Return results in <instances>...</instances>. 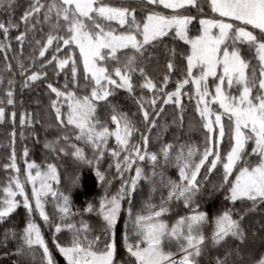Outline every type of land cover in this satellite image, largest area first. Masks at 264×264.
Listing matches in <instances>:
<instances>
[{
	"label": "snow or ice",
	"instance_id": "6c2138e0",
	"mask_svg": "<svg viewBox=\"0 0 264 264\" xmlns=\"http://www.w3.org/2000/svg\"><path fill=\"white\" fill-rule=\"evenodd\" d=\"M15 6V0H0V9L11 11ZM19 19L25 30L14 39L21 45L28 32L35 33L37 24L49 26L46 39L34 40V51L38 49V56L43 58L38 68L35 55L27 58L32 61L27 67L23 59L16 58L24 86L47 79L46 67L54 66L57 76L65 74L62 88L47 84L55 95L50 107L62 134L46 140L44 147L65 155L70 150L77 163L93 166L104 194L96 203L87 201L82 210L73 211L71 190L80 182V176L73 174L68 178L67 193L54 189L49 181L60 183L57 165L47 163L42 168L35 160L27 159L29 150L25 148L22 179L13 148L11 163L4 168H11L16 174L0 190V223L10 220L21 206L27 220L22 228H4L0 256H29L34 260L39 248L44 264H59L41 225L33 218L38 213L44 225L54 227L52 245L66 264H202L205 256L221 250L223 254L215 255L208 264H264V222H255L258 228L245 225L249 213L258 206L264 208V0H32ZM194 25L196 35L191 34ZM19 27L11 17L7 24L0 21L4 41L9 40L10 29ZM169 35L183 41L187 49H170L167 72L156 81L146 72L145 49L163 43ZM0 49L7 53L11 44L0 43ZM46 52L51 53L50 57ZM122 52L131 54L121 58ZM246 52L254 53L258 69ZM177 58L181 63L175 62ZM4 59L5 69L13 72L6 54ZM136 73L143 78L139 83L134 82ZM177 74L174 88L167 90ZM4 79L0 75V84ZM14 85L15 80L9 78L0 95V123L12 122L13 138L17 117ZM186 87L190 90L185 91ZM121 89L133 98L146 125L139 142H132L134 134L140 132L133 119L136 113L121 111L120 105L113 102ZM145 90L150 96L143 94ZM184 96L195 100V110L205 130L203 150L187 146L185 151L186 146L181 144L173 157L174 145L168 143L158 152L149 151L148 132L157 126V118L166 105L174 104L180 110L178 119L182 126ZM9 106L11 112L7 111ZM102 109L111 113L110 120L101 119ZM19 123L22 127L31 126L32 114L21 111ZM109 123L115 128H110ZM163 127L167 130L168 125ZM226 136L229 146L222 150ZM111 137L116 144L109 147ZM73 139L89 145L93 155L89 157ZM106 154L115 162L122 180L114 193L109 192L112 180L106 176L113 163L101 171ZM173 158L178 179L166 176L163 170ZM144 161L151 162L150 174L140 166ZM202 168L207 173H219V182L212 184L207 198L222 194L223 200L212 213L203 210L198 202L206 189V184L198 179ZM133 169L134 174L125 179L124 173ZM140 180L151 185L152 193L158 186L167 189V196H161L159 205L146 201L134 212L133 194ZM27 185H31L30 192ZM49 196L57 201L59 222L53 223L45 210ZM125 200L127 208L123 207ZM181 202L186 213L171 221L165 219L172 212L171 204ZM81 212H95L101 218L98 234L84 219L77 226L74 217ZM209 228L210 234H206ZM63 230L71 233L67 243L60 242L57 235ZM10 242L15 245L13 252L8 251ZM121 249L125 256L117 259ZM11 264L20 262L13 260Z\"/></svg>",
	"mask_w": 264,
	"mask_h": 264
},
{
	"label": "trees",
	"instance_id": "16d2710c",
	"mask_svg": "<svg viewBox=\"0 0 264 264\" xmlns=\"http://www.w3.org/2000/svg\"><path fill=\"white\" fill-rule=\"evenodd\" d=\"M44 3H48L49 0H42ZM114 3H120L121 0H113ZM126 2V0H125ZM32 3V0H15V7L11 11L7 9H0V21L5 22L7 24L9 17H11L14 23H18L20 25L19 30L10 29L9 32V40L4 41L2 32H0V43L11 44V49L5 53L4 49H0V75L4 76V83L0 84V95H3V90L7 87V80L9 78L15 80L14 85V99L16 100L15 110L17 111V117L15 121V137L13 138L11 133L13 132V124L10 120H5L0 123V190L4 186H6L9 182V179L15 175V171L11 168L5 169V164H10V157L12 155L13 148L16 153V163L21 168V178L23 179V167H24V157L23 152L24 149L27 148L29 150L28 160H35L38 164L43 168L47 163H55L58 167V171L60 173V183L56 184L54 181H49L52 184V187L58 191L66 192L68 190L69 180L68 178L77 174L80 176V182L71 190V196L73 200V211L77 209H81L85 206L87 201H92L96 203L98 198L104 194V187L100 181L96 179L95 169L90 165H81L76 162L75 158L71 156L70 150L69 154L65 155L62 153H53L48 149H45L44 143L46 140H52L55 136L61 135L62 133L59 131L54 113L50 107V101L55 99V95L50 93V90L47 89L48 83H53L56 87H61L64 84V73L61 72L59 76L56 75V70L53 67H46L44 69L47 72V79H40L37 82L30 83L28 87L24 86L23 80L24 77L20 75V70L16 67V58L24 60L25 66L32 63V61L27 58L35 55L36 59V67L38 68L40 63H43V58L38 56V49L34 51L35 39H46L47 33L49 31V26L47 24H37L36 31L28 32L27 38L21 45L14 38L19 34V31H24L23 22L20 21V16L23 15V12L26 8H28L29 4ZM206 14H210L207 9H205ZM139 15V14H138ZM41 20H43V13L40 16ZM116 25L113 24V27ZM196 25L193 26L192 35L198 34L196 32ZM167 46V48L165 47ZM175 46L178 52H184L187 49V45L183 41L174 40L172 35L163 39V43L154 44L153 46H146L145 49V62L144 66L147 74L152 77L156 81H160L163 78V75L167 72V61L170 56V49ZM21 48L23 51L21 53ZM5 54L7 55V63H11L13 65V72H8L5 69ZM78 49H75V55L78 56ZM130 52L121 53V58L124 55H129ZM51 53L46 52V56L50 57ZM246 57L252 61V64L258 69V62L255 59L254 53H245ZM176 63H181L179 58L175 61ZM114 66V65H111ZM82 69V64L80 65ZM70 77V71L68 72ZM178 78V74L172 77V83L168 86L167 90H172L174 88V81ZM142 77L139 76V73L134 74V82L139 83L142 81ZM212 78H210L211 80ZM80 83L83 84V78L81 75ZM211 87V84H210ZM75 90V89H73ZM187 87L185 91H189ZM81 94H84L81 92ZM137 95L140 94L139 89L136 92ZM145 96H150V93L145 90L143 93ZM21 101L23 103L21 104ZM114 103H118L120 105L121 111H127L129 114L136 113L133 119L137 122V126L140 129V132H137L132 137V142H139L141 139V133L147 130L145 123L142 120V116L139 113L137 106L132 97H130L127 92L123 89L119 90L116 94V98L113 101ZM182 102L184 105L183 111V123L182 126L179 121L180 110L174 104H168L165 106L164 113L161 117L157 118V126L153 127L149 135V151H159V149L168 143H172L174 145L172 152L173 157L175 153L179 150L180 145H185V151L187 150V146H192L195 148H199L201 151L204 147L205 141V130L202 127V121L195 110V100L189 101L187 96L182 97ZM7 111L11 112L12 108L9 106ZM21 111L28 112L32 114L33 124L31 126L25 124L23 127L19 123V113ZM63 111H67L66 107L63 108ZM110 112H105L103 109L101 110V119L102 120H110ZM176 120L173 123V120ZM225 124L227 130V118L225 117ZM167 124V130L164 129L163 125ZM110 128H115L114 124L109 123ZM21 132H23V136H21ZM157 137H159L157 139ZM73 143H78V146L83 147L85 149L86 154L91 157L93 155L92 149L89 145H86L83 142H77L74 139ZM116 144L115 138L111 137L109 139V147H112ZM228 137L226 136L222 142V150H226L228 148ZM247 150L251 151V145L248 146ZM198 159V157H196ZM112 162L113 167L108 169V164ZM252 162H255V157L252 158ZM114 161H110L106 154L105 159L101 164V171L106 172V176L108 179L112 180V184L109 186V192L114 193L118 190L122 180L120 178V174L116 171L114 167ZM140 166L145 169L146 174H150L152 172L151 162L144 161L140 162ZM157 172L160 171V166L158 165L156 168ZM164 173L168 177H172L173 179L179 178V170L176 167L175 159L173 158L169 165L165 167ZM130 174H134V169L131 173L125 172L124 178H128ZM205 176H207V181L204 180ZM202 182L206 184V189L204 194L199 198L198 202L201 203L202 209L212 213L216 211V209L220 206L223 196L222 194H216L211 198H207V193L211 189L212 184H216L219 182V173L214 170L213 173H207L205 168L201 169V174L198 177ZM151 185L144 180H140L138 182L137 190L133 194V211L136 212L142 208L144 202H150L152 204L159 205L161 196H167V189H162L159 186L157 187V191L155 193L150 192ZM27 188V186H26ZM28 190V188H27ZM3 193L0 191V196ZM149 197L151 199L149 200ZM57 203L51 196L47 197L45 203V210L49 213L50 218L53 223L59 222V213L55 209V204ZM123 203V207L127 208V200ZM250 207V205H248ZM239 209L241 206L239 204L236 205ZM172 212L165 216V219L173 220L177 215H182L186 213V209L183 207L182 202L172 203L171 204ZM37 223L41 225L42 232L46 241L49 244L50 249L53 251V255L55 259H58L60 263L63 262V258L58 253V251L52 245V233L54 232V227H49L44 225L43 221L38 218L35 214L33 217ZM86 220L93 229V232L98 234L102 227V220L95 212L93 213H83L74 217V220L77 222V226H79V220ZM27 220V213L21 206L17 209L16 214L8 220L6 223H0V235H2L4 228L17 226L22 228L24 223ZM260 221L264 222V208L257 207L254 212L249 213L245 218V225H251L253 228H258L259 225L255 222ZM71 222V221H69ZM121 228L123 227V220L120 221ZM251 230V229H250ZM206 234H210V228L206 230ZM60 242L67 243L70 241L71 233L67 230H63L61 234H57ZM15 245L10 242L8 251L13 252ZM3 251V249H0ZM217 254L222 255L223 250L219 253L211 252L209 255L205 256L202 264H208L209 261H212L213 257ZM125 253L124 250L121 249L117 259L124 258ZM17 260L20 264H44L42 250L37 248L35 250V259L33 260L29 256L18 257L16 255H10L9 257L0 256V264H11V261ZM214 264V261H213Z\"/></svg>",
	"mask_w": 264,
	"mask_h": 264
},
{
	"label": "rangeland",
	"instance_id": "374dc122",
	"mask_svg": "<svg viewBox=\"0 0 264 264\" xmlns=\"http://www.w3.org/2000/svg\"><path fill=\"white\" fill-rule=\"evenodd\" d=\"M212 87V86H211ZM27 188H28V191L30 192L31 191V185H27ZM38 218H40L39 217V215H38V213L37 214H35ZM41 221H42V219H41ZM59 253V252H58ZM62 257V256H61ZM63 258V257H62ZM57 261H58V259H56ZM59 262V261H58ZM59 264H66V261L64 260V258H63V262L62 263H60L59 262Z\"/></svg>",
	"mask_w": 264,
	"mask_h": 264
}]
</instances>
